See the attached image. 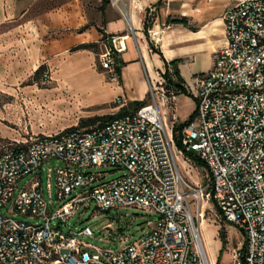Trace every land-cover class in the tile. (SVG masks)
Listing matches in <instances>:
<instances>
[{
  "label": "built area",
  "instance_id": "built-area-1",
  "mask_svg": "<svg viewBox=\"0 0 264 264\" xmlns=\"http://www.w3.org/2000/svg\"><path fill=\"white\" fill-rule=\"evenodd\" d=\"M121 1L125 11L126 0L114 4ZM223 20L225 43L213 68L195 77L196 114L180 130L182 152L204 162L208 182L192 185L181 174L154 91L151 102L103 124L38 135L0 154V264H218L209 260L200 234L205 203L243 233L233 264H264V0H240ZM128 38L110 35L100 56L113 74ZM115 102L125 105L122 98ZM52 161L62 205L44 196L38 178L16 193L22 178ZM103 165L123 174L103 181L106 174L85 172ZM87 202L103 210L149 209L158 219L119 250L92 247L79 239L92 235L90 227L65 232L57 223Z\"/></svg>",
  "mask_w": 264,
  "mask_h": 264
},
{
  "label": "rangeland",
  "instance_id": "rangeland-1",
  "mask_svg": "<svg viewBox=\"0 0 264 264\" xmlns=\"http://www.w3.org/2000/svg\"><path fill=\"white\" fill-rule=\"evenodd\" d=\"M238 1L179 0L169 7L161 34L168 38L170 28L182 26L184 19L188 28L199 29L205 22L202 15L218 13L219 17L224 16ZM164 4L168 6L167 1ZM103 8L124 14V3L115 5L114 0H0V154L28 143L38 135L89 129L100 123H91L93 119L115 115L124 107L129 111L137 109L130 106L132 100L127 96L116 94L120 86L119 74L102 66L100 56L106 42L94 40V35L107 33ZM146 17L153 28L156 13L148 11ZM84 38L95 45L89 49H76ZM208 62L207 51L195 55L193 69L196 76L201 75L200 70ZM41 65H45L44 70L36 74ZM169 79H177L173 69L168 77L161 74L160 82L151 76L153 88H149L145 101L147 104L153 100L154 91L167 130L173 134L174 126L189 120L196 111L197 100L191 85L186 88L187 93L177 95L172 102L169 96L163 97L162 88L167 87ZM117 98L125 100V105H118ZM174 152L179 170L188 183L208 182L206 166L187 158L175 139ZM56 163L45 164L40 173L22 178L16 193L38 178L44 196L49 200L52 194L56 206L62 205L56 196ZM58 164L63 165L62 162ZM49 167H53L52 173ZM85 172L104 173L103 181L114 180L123 174L110 165L86 168ZM49 182L52 191L48 189ZM203 207L205 218L200 223V234L209 260L233 264L244 242L241 229L226 222L214 203ZM15 218L42 222L23 215ZM157 219L158 215L149 209L124 206L103 210L95 202H87L80 204L66 223H57L63 231L74 233L88 226L92 235L79 236L81 241L92 247L119 250L150 232ZM221 231L225 232L227 241L223 250Z\"/></svg>",
  "mask_w": 264,
  "mask_h": 264
},
{
  "label": "crops",
  "instance_id": "crops-1",
  "mask_svg": "<svg viewBox=\"0 0 264 264\" xmlns=\"http://www.w3.org/2000/svg\"><path fill=\"white\" fill-rule=\"evenodd\" d=\"M168 2V6L166 3ZM159 0H126L124 14L109 9L106 11V32L112 34H127L126 50L119 55L123 62L120 74V86L117 95L127 96L130 100H145L149 88H153L150 77L160 82L161 74L166 73L167 64L170 72L173 67L170 62L178 60V70L183 79V85H195L196 70L193 69L195 55L207 51L208 64L200 70L201 74L209 72L215 62L216 54L225 43V23L223 15H202L204 24L196 30L182 26L170 28V36L165 37L162 27L168 17L171 5L179 0H164L162 5H157ZM155 12L156 18L153 28L149 26L145 31L146 12ZM201 13V12H200ZM200 15V14H199ZM94 40H101L102 35H94ZM108 46L107 40H101ZM82 44L91 43L89 39H82ZM151 47L159 50L161 54L153 51ZM170 74V73H169ZM177 81V79H173ZM175 96L173 100L176 98Z\"/></svg>",
  "mask_w": 264,
  "mask_h": 264
},
{
  "label": "trees",
  "instance_id": "trees-1",
  "mask_svg": "<svg viewBox=\"0 0 264 264\" xmlns=\"http://www.w3.org/2000/svg\"><path fill=\"white\" fill-rule=\"evenodd\" d=\"M163 1L164 0H159V2L157 3V5H162L163 4ZM102 17L104 19H106V11L105 9L103 8L102 9ZM186 22V19H184L181 23H185ZM186 24V23H185ZM149 22L147 20V17L145 19V31L148 32V29H149ZM107 37H109V35L105 32H102V40H107ZM95 43H84V44H81L79 45L78 47H76V49H89L90 47L94 46ZM153 49V51L155 52H158L159 54L162 55V53L155 49L154 47H151ZM178 60H173L172 62H170V65L173 67V70H174V73L177 77V81H173L172 79H169V84H167L164 89L165 91V94H166V97H170V100L169 101H173V98L179 94H182V93H187V89L186 87L183 85V79L181 78L180 76V72L178 70ZM123 65V62L120 60V58H117L116 59V65H115V71L119 74H121V67ZM45 68V65H41L37 70H36V74H39L41 73ZM170 73V70H169V67H168V64H167V69H166V73L164 74L166 77H168ZM161 86H164L162 83H161ZM131 107H136L137 109L144 106L146 104V101L145 100H135V101H132L130 103ZM129 109L128 107H124L123 109H121L117 114L115 115H110V116H107V117H102V118H96V119H93L91 121V123H96L98 121H100L99 125L100 124H103L109 120H112L114 118H116L117 116H120V115H123V114H126V113H129ZM196 114V111H194V113L190 116L189 120H187L186 122L184 123H181L179 125H175L174 128H173V136H174V139L175 141L177 142L178 146L181 148L182 147V144H181V141H180V130L182 129V127L189 123L193 117L195 116ZM185 156L191 160H193L196 164L200 165V166H203L205 167V164L202 160H200L195 154H192V153H185ZM220 237H221V240L223 242V248L222 250L224 249V246L226 244V234L224 231H221L220 232Z\"/></svg>",
  "mask_w": 264,
  "mask_h": 264
},
{
  "label": "bare ground",
  "instance_id": "bare-ground-1",
  "mask_svg": "<svg viewBox=\"0 0 264 264\" xmlns=\"http://www.w3.org/2000/svg\"><path fill=\"white\" fill-rule=\"evenodd\" d=\"M205 204H207V203H205ZM204 245V244H203ZM206 251V250H205Z\"/></svg>",
  "mask_w": 264,
  "mask_h": 264
}]
</instances>
